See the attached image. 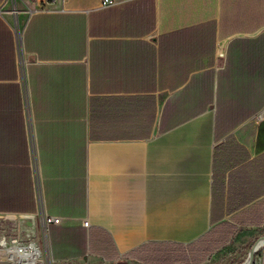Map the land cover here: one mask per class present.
I'll list each match as a JSON object with an SVG mask.
<instances>
[{
	"label": "crops",
	"instance_id": "obj_1",
	"mask_svg": "<svg viewBox=\"0 0 264 264\" xmlns=\"http://www.w3.org/2000/svg\"><path fill=\"white\" fill-rule=\"evenodd\" d=\"M262 111L264 0H0V215L39 216L54 263L252 246Z\"/></svg>",
	"mask_w": 264,
	"mask_h": 264
},
{
	"label": "rangeland",
	"instance_id": "obj_2",
	"mask_svg": "<svg viewBox=\"0 0 264 264\" xmlns=\"http://www.w3.org/2000/svg\"><path fill=\"white\" fill-rule=\"evenodd\" d=\"M24 14H20L17 18L19 27L22 28L24 23ZM18 236L20 239L26 240L30 236L42 251V258L36 264H142L140 262L122 258L117 262H105L102 260H94L91 262H65L54 263L50 261L45 253V236H44V223L39 216L26 217L14 215H0V236L2 235ZM210 242L209 237H203L196 242L198 248L206 247ZM250 241L235 238L232 239L218 252V257H211L205 264H242L251 249ZM0 264H6L0 262Z\"/></svg>",
	"mask_w": 264,
	"mask_h": 264
},
{
	"label": "built area",
	"instance_id": "obj_3",
	"mask_svg": "<svg viewBox=\"0 0 264 264\" xmlns=\"http://www.w3.org/2000/svg\"><path fill=\"white\" fill-rule=\"evenodd\" d=\"M114 2L115 0H102V4H112ZM17 36L18 35L16 32V40L18 41ZM219 55L223 56L222 53H220ZM262 113H264V111H262ZM61 220V217L52 216L46 218L45 222L59 223L61 222ZM82 224L88 226V220L83 219ZM34 242L35 241L32 240L30 236H27L26 240L20 239L17 236L13 235L0 236V262L6 264H23V252H27L33 249ZM251 249L253 250V258L251 264H264V233H262V236L256 240ZM38 261L40 260H37V262Z\"/></svg>",
	"mask_w": 264,
	"mask_h": 264
},
{
	"label": "bare ground",
	"instance_id": "obj_4",
	"mask_svg": "<svg viewBox=\"0 0 264 264\" xmlns=\"http://www.w3.org/2000/svg\"><path fill=\"white\" fill-rule=\"evenodd\" d=\"M23 264H36L37 260H41L43 254L39 246L34 242V248L30 251L23 252ZM248 260H245L242 264H247Z\"/></svg>",
	"mask_w": 264,
	"mask_h": 264
},
{
	"label": "water",
	"instance_id": "obj_5",
	"mask_svg": "<svg viewBox=\"0 0 264 264\" xmlns=\"http://www.w3.org/2000/svg\"><path fill=\"white\" fill-rule=\"evenodd\" d=\"M252 258H253V250L251 249V250L248 252V256H247V258H246V260H248L247 264H251Z\"/></svg>",
	"mask_w": 264,
	"mask_h": 264
}]
</instances>
